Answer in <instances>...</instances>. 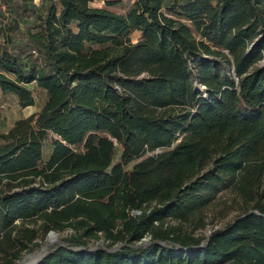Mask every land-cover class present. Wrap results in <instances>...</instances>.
<instances>
[{
    "label": "trees",
    "instance_id": "obj_1",
    "mask_svg": "<svg viewBox=\"0 0 264 264\" xmlns=\"http://www.w3.org/2000/svg\"><path fill=\"white\" fill-rule=\"evenodd\" d=\"M92 1L0 0V264H264V0Z\"/></svg>",
    "mask_w": 264,
    "mask_h": 264
},
{
    "label": "rangeland",
    "instance_id": "obj_2",
    "mask_svg": "<svg viewBox=\"0 0 264 264\" xmlns=\"http://www.w3.org/2000/svg\"><path fill=\"white\" fill-rule=\"evenodd\" d=\"M99 2H101L103 5L108 2H114L113 4H111V8L114 9L115 11L121 12L123 10L128 11L129 5H130V1L131 0H127V5H122V2L120 0H104L102 2V0H97ZM107 7V6H106ZM4 9V8H3ZM131 37L133 39V41H136L139 37H140V32L139 31H134L131 34ZM35 95H36V101L35 104L32 106H27V107H23L19 104V100L17 98V96H15L12 93H4L1 89H0V131H7L9 130L15 123L16 120L20 119V118H24V117H28L33 113L38 112L41 107L43 106L45 99H46V93L45 91L41 90V89H36L35 88ZM52 150V146L50 141L47 142L45 148H44V154L46 157L49 156L50 152ZM154 151V152H150L147 153L148 154H152V153H156L158 152ZM121 148L118 147L117 151H116V156L114 159V162L118 161L120 159L121 156ZM128 168V167H127ZM232 195L230 194V192H226L220 195L219 198V205L216 207V213L219 216V211H221V208L224 206V202L228 201L231 202ZM235 211H230L228 212V214H226L225 217H220V219L213 225H208L205 232L209 233L211 232V230L213 229H217L219 227H223L227 222L231 221L234 216H235ZM69 231H64V232H58V236L57 238L59 239V241L68 234ZM54 242L56 241L54 238H52L51 241ZM40 246L38 248H36L34 251H38L40 250L44 245H46L47 243H50V241L48 240V237L46 236V238L44 240H40ZM59 242H56L55 244L53 243L52 245L49 246V248L51 247H55L56 245H58ZM104 244L105 242L103 240H98L97 242H94V246L100 245V244ZM25 256V255H24Z\"/></svg>",
    "mask_w": 264,
    "mask_h": 264
},
{
    "label": "water",
    "instance_id": "obj_3",
    "mask_svg": "<svg viewBox=\"0 0 264 264\" xmlns=\"http://www.w3.org/2000/svg\"><path fill=\"white\" fill-rule=\"evenodd\" d=\"M257 212L256 210H251L249 213ZM58 232L52 230L48 233L47 237L48 240H52V238H57ZM58 241V240H57ZM55 241V242H57ZM60 244H63V241H58ZM52 245L51 242L46 245H44L40 250L38 251H32L27 253L20 261H18L16 264H38L39 261L44 257V255L47 253L49 246ZM38 255V257L28 258L30 255Z\"/></svg>",
    "mask_w": 264,
    "mask_h": 264
},
{
    "label": "crops",
    "instance_id": "obj_4",
    "mask_svg": "<svg viewBox=\"0 0 264 264\" xmlns=\"http://www.w3.org/2000/svg\"><path fill=\"white\" fill-rule=\"evenodd\" d=\"M104 0H102V2H103ZM121 2H122V5H127L126 3H127V0H120ZM136 0H131L130 1V5H129V8L133 5V3L135 2ZM91 5L93 6V7H106L107 6V8L109 9V10H112V11H114V12H118V11H115L114 9H112L110 6L111 5H103L101 2H99V1H97V0H93L92 2H91ZM129 10V9H128ZM127 11H125V10H123V11H121V12H118V13H126Z\"/></svg>",
    "mask_w": 264,
    "mask_h": 264
},
{
    "label": "bare ground",
    "instance_id": "obj_5",
    "mask_svg": "<svg viewBox=\"0 0 264 264\" xmlns=\"http://www.w3.org/2000/svg\"><path fill=\"white\" fill-rule=\"evenodd\" d=\"M54 239H55L56 241H57V240L59 241L58 238H54ZM58 241H57V242H58ZM50 242H51V244H53V243L55 244V243H56V242H54V240H53V241L50 240ZM48 244H49V243H48ZM35 256L38 257V255L36 254V255H30V256H28V258H31V259H32V258L35 257ZM38 258H39V257H38Z\"/></svg>",
    "mask_w": 264,
    "mask_h": 264
}]
</instances>
